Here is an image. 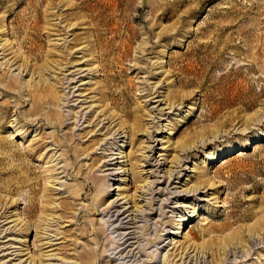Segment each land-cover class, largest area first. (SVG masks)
I'll list each match as a JSON object with an SVG mask.
<instances>
[{"label":"rangeland","instance_id":"rangeland-1","mask_svg":"<svg viewBox=\"0 0 264 264\" xmlns=\"http://www.w3.org/2000/svg\"><path fill=\"white\" fill-rule=\"evenodd\" d=\"M232 233L201 263L264 264V0H0V264H178Z\"/></svg>","mask_w":264,"mask_h":264},{"label":"bare ground","instance_id":"bare-ground-1","mask_svg":"<svg viewBox=\"0 0 264 264\" xmlns=\"http://www.w3.org/2000/svg\"><path fill=\"white\" fill-rule=\"evenodd\" d=\"M2 46H4V45H2ZM24 64V63H23ZM21 65V64H20ZM23 66V65H22ZM24 66H26V65H24ZM19 67V66H18ZM43 68H47L48 69V66L45 64L44 65V67ZM42 68V69H43ZM88 81V80H87ZM86 80H84V81H82V82H80L81 83V85H83L82 83H85L86 84V82H87ZM45 91H46V88H45ZM47 92H48V90H47ZM45 94H46V92H45ZM165 99V104H167L168 106H171V105H174V102H171L170 100H168V97L165 95V97H164ZM167 100V101H166ZM50 103H51V101H50ZM44 105V104H43ZM113 115L112 114H110L109 116H108V118H113L112 117ZM137 118V117H136ZM138 119V118H137ZM136 119V120H137ZM135 120V122L133 123V125H132V127L130 128V133H131V135L139 128V126H140V119L139 120H137L136 121ZM141 129V128H140ZM139 130V129H138ZM137 130V131H138ZM137 131H136V133H137ZM140 131V130H139ZM148 135V134H147ZM201 141L203 142V140L201 139ZM181 144V146H184L186 143L185 142H181L180 143ZM196 144L194 143V145H192V148H194V146H195ZM190 147V146H189ZM196 147V146H195ZM147 148L149 149L150 147L149 146H147ZM183 148V147H182ZM186 148V147H185ZM191 148V147H190ZM124 154H122L121 156H123ZM126 155V154H125ZM183 156H185V155H183ZM146 157H147V159H146ZM144 158H145V161H150V158H148V156H144ZM184 158V157H183ZM181 159H182V157L179 159H177L176 161V163H177V165L181 162ZM118 161V160H117ZM180 161V162H179ZM179 162V163H178ZM132 166V165H131ZM179 166V165H178ZM121 167V166H120ZM123 170V169H122ZM166 173H167V177H170V175H173V177H175V174H176V172H175V170H168V171H166ZM148 184L149 183H151V182H147ZM150 185L151 184H149V189H150ZM195 186V185H194ZM147 187V186H146ZM153 187V186H152ZM152 187H151V189H152ZM189 189V188H188ZM198 190V188L197 187H193L192 189H189V190H187V189H184V190H182L181 191V193H183V195H186V194H188V192H190V193H192V194H194V192H196ZM180 192V191H179ZM177 193V195H180L181 193ZM181 196V195H180ZM115 202V201H114ZM114 202L113 201H111V203H110V206L111 205H113L114 204ZM147 208H151V202L149 203V205L147 206ZM123 209H125V208H123ZM134 210H136L135 211V213H133V211H131V213H130V215L129 216H131V219H130V222H134V220H135V216H139V215H137V214H140L141 216H145L144 214H148V213H146V211H145V209H143V208H141V207H138V208H136V209H134ZM126 211V210H125ZM119 210H116L115 211V213L112 215V216H118V214H120L121 213V211L119 212ZM117 219V218H116ZM136 219H137V217H136ZM188 220V215H186V216H184V217H182L181 219H180V222H183V221H187ZM136 222V221H135ZM120 226V225H119ZM182 232V229L181 230H178V228L176 227V229L175 230H171V231H169L171 234H175V233H177V232ZM178 232V233H179ZM185 232V231H184ZM131 234H134V232L133 233H121L119 236H121L120 238H119V240L120 241H122V243L121 244H124L125 242H127L128 241V239L130 238L129 236L131 235ZM240 239H241V237L240 236H238L236 233H232V234H230V235H227L226 237H223V238H220V239H218V241L217 242H215L214 240H211V241H208V242H206V243H202V244H198V245H200V246H196L195 245V242L194 241H192V240H187V242L184 244V243H181V245H180V251L178 252V255H179V257H177L178 259V264H183L184 262H186L187 260H189L190 262L192 261L194 264H197V259H199V263L198 264H200L201 262H203V261H205L204 259H203V261H200V257L201 256H204L203 255V250H202V246H205V247H211V245L213 244H215V246H216V244L218 245V249L220 248V249H222L221 251H222V253H223V257L222 258H220V262L222 261V260H224L225 258H226V256H225V254H226V252H227V250H229L228 252H230V246L232 245V244H236L237 242L239 243V241H240ZM242 240V239H241ZM174 240H172L171 239V241L170 242H172L173 243V245H174V242H173ZM194 242V243H193ZM237 243V244H238ZM242 243V242H241ZM127 244V243H126ZM236 244V245H237ZM212 245V246H213ZM232 246H234V245H232ZM231 246V247H232ZM238 246V245H237ZM124 247V246H123ZM123 247H122V249H123ZM226 247H227V250H226ZM125 248V247H124ZM122 249L120 250V252L122 251ZM177 249H178V247H177ZM205 250V249H204ZM191 251H193L192 253H194L193 255H191L192 253H190ZM129 252H130V250H129ZM247 252V251H246ZM122 253V252H121ZM231 253H233L232 251H231ZM245 253V252H244ZM123 255V254H122ZM201 255V256H200ZM236 255V254H235ZM194 256V257H193ZM187 257H188V259H187ZM205 257V256H204ZM204 257H202V258H204ZM234 257V256H233ZM201 258V259H202ZM227 259V258H226ZM235 260H236V258H235ZM188 261V262H189ZM188 262H186V263H188ZM225 262H226V260H225ZM205 263V262H204ZM203 263V264H204ZM202 264V263H201ZM222 264V263H221Z\"/></svg>","mask_w":264,"mask_h":264}]
</instances>
